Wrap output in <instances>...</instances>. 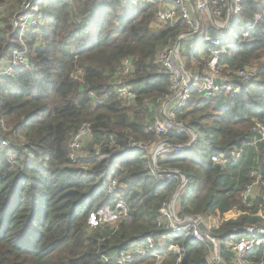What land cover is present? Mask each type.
Wrapping results in <instances>:
<instances>
[{
    "label": "trees",
    "instance_id": "trees-1",
    "mask_svg": "<svg viewBox=\"0 0 264 264\" xmlns=\"http://www.w3.org/2000/svg\"><path fill=\"white\" fill-rule=\"evenodd\" d=\"M23 1L0 0V7L19 8ZM153 1L45 0L42 4L44 28L24 37L33 68L21 67L12 78L0 79V115L11 130L8 136L18 131L27 141L26 148L0 146V264H116L113 259L131 246L163 233L157 223L162 203L185 183L181 214L206 220L212 232L223 236L221 250L228 240L244 235H233L232 230L247 226L264 230V201L259 199L248 209L240 198L256 162L264 176V143L257 150L247 147L255 121L264 124V5L260 0H242L243 13L235 20L237 41L225 40L227 53L220 62L234 71L255 65L257 79L226 103L224 98L193 91L191 104L177 122L195 132L197 141L179 155L158 158L160 170L181 173L160 185L162 171L153 170L148 150L133 149L127 157L121 153L132 143L156 141L147 128L154 122L157 100L171 89L170 76L157 64V54L188 29L184 22L175 28L157 27V13L168 0ZM257 14L261 21L244 39L243 30ZM12 16L3 19L0 59L21 48ZM220 34L205 21L196 50L204 49L208 55L209 45L203 39ZM181 57L187 70L198 59L196 53ZM208 57L198 59L201 76ZM127 60L132 71L122 82L136 94L129 105L115 90ZM91 93L103 103L95 105ZM87 122L93 124V136L75 162L71 138ZM167 139L182 146L191 141V134L174 130ZM241 149L246 155L235 159L233 154ZM214 155L226 164L213 163ZM112 180L117 182L115 194L109 193ZM117 202L129 215L117 230L88 228L94 217L106 208L114 209ZM255 213L261 216L256 219ZM173 244L184 249L182 262L179 254L170 253L162 264H195L215 250L214 244L187 238ZM155 262L149 257L133 264Z\"/></svg>",
    "mask_w": 264,
    "mask_h": 264
},
{
    "label": "built area",
    "instance_id": "built-area-1",
    "mask_svg": "<svg viewBox=\"0 0 264 264\" xmlns=\"http://www.w3.org/2000/svg\"><path fill=\"white\" fill-rule=\"evenodd\" d=\"M45 0H24L21 6L17 9L18 12L12 16L10 23L14 30L20 34L21 48L14 50L9 56L0 59V79L12 78L15 71L21 67L30 69L33 64L27 57V47L24 43V37L35 30L43 29L45 26V15L42 12V4ZM135 2L136 0H123L126 4L128 2ZM162 1V0H157ZM264 5V0H260ZM152 3L155 1L151 0ZM195 2V1H194ZM212 8L213 17L216 21L224 19L228 15L229 6L225 4V0H209ZM197 10L201 14H206L208 19L209 10L206 0L196 4ZM4 6L0 7V30L3 28V19L5 18ZM232 19L230 22L225 19V22H219L221 26H226V33L224 36L216 37L206 35L203 39L204 43L209 45L208 61L206 63V70L204 76L202 74H189L183 64L181 57V47L177 46V42L161 48L157 54V64L161 65L170 76L171 90L170 94L163 99H158L156 104L159 107H165V114L168 121L155 122L147 128V133L154 134L156 141L148 145L132 143V145L123 150L121 153L124 157L133 149H145L151 154V159L154 165H157V160L160 156L167 153L162 147L159 148L155 156L152 152L160 143L167 140V136L174 130L188 131L178 123L174 122L177 114L181 113L187 108L193 100V91L198 90L200 94L212 99L224 98L225 103L229 102L241 93L243 88L257 79L259 69L256 66H246L243 69L231 70L220 66L221 58L226 55L227 48L224 47V42L227 37H231L235 33V20L243 13L242 0H232ZM261 21L259 14L254 16L252 23H249L242 32L244 39L249 38L256 30V25ZM182 22L187 25V32L182 34L179 38L184 39L189 37L197 30V23L194 19L192 8L189 0H168L167 3L162 4L159 9L155 25L157 27L171 28L178 27ZM183 39V40H184ZM124 71L118 77V85L116 86V95L123 101L124 104H132L136 100V94L132 88L124 85L122 77L132 71L131 61L124 62ZM73 78V76H72ZM77 78V76H75ZM90 98L95 105H101L104 101L96 94L91 93ZM149 104V103H148ZM157 108V109H158ZM159 114V113H158ZM172 120V121H170ZM92 123H84L81 128L73 134L70 142L71 158L77 161L83 155L84 147L92 139ZM8 127L6 119L0 115V146L4 148H26L27 141L18 131H12ZM189 132V131H188ZM191 141L195 138L191 132ZM253 139L249 142L248 148L258 149L260 143H264V124L258 120L252 128ZM114 141V136H111ZM190 141V142H191ZM189 142V143H190ZM185 144V145H189ZM162 150V151H161ZM184 145L169 148V154L179 155L184 152ZM244 149L236 151L233 156L235 159H241L244 155ZM11 161L13 158H10ZM212 162L215 164L224 165L226 161L223 157L214 155ZM173 173L162 171L158 176L160 185L169 183L174 178ZM250 183L246 185L241 193L242 205L248 209L254 208L255 204L262 199L264 201V176L259 169L254 168L249 174ZM186 188V183L179 186L173 195L162 203L160 217L157 220L158 228L163 230V233H157L141 240L138 245L131 246L120 257L114 258L116 264H133L136 260H145L153 257L155 264H162L170 253L179 254V263L182 262L184 249L178 245L173 244L174 241L180 238H187L189 240H197L202 244L210 243L209 240L203 236L197 228L198 218L202 219L209 229V223L201 216H184L181 214L180 199L183 191ZM117 190V182L111 181L109 193L115 194ZM237 207H233L236 210ZM129 219V215L121 202H117L114 209L106 208L98 216L94 217L89 223V229L94 231L105 226H112L118 229L122 223ZM214 226L213 223H211ZM254 226H247L242 229L232 230L231 234L242 236L234 237L228 240L224 245V250L215 247V250L210 252L208 259L210 264H264V230L261 234L258 233ZM259 229V228H258ZM216 245V244H215ZM219 249V250H218ZM224 251V252H223ZM258 252L259 254H257Z\"/></svg>",
    "mask_w": 264,
    "mask_h": 264
},
{
    "label": "water",
    "instance_id": "water-1",
    "mask_svg": "<svg viewBox=\"0 0 264 264\" xmlns=\"http://www.w3.org/2000/svg\"><path fill=\"white\" fill-rule=\"evenodd\" d=\"M189 1H190V5H191V8H192L193 15H194V17L196 19V22H197V30L194 31L193 34L194 33L199 34L202 31V28H203L202 21H201V13L198 12L197 7H196V3L194 2V0H189ZM206 2H207V5H208L210 20L212 22H215V18L213 17V12H212V8L210 6L209 0H206ZM228 6H229L228 22H230L231 19H232V11H231L232 0H228ZM183 39H184V37H181V38L178 39L177 46H179V47L181 46V43H182ZM165 118H166V116H165ZM166 120H167V118H166ZM182 126L184 127V129H186L189 132H191L192 135L195 137L189 143V145H184V150H187V149L192 148L195 145V143L197 141V136H196L195 132H193L189 127L184 126V125H182ZM177 146L178 145L176 143H174L173 141L167 139L164 142L160 143L159 146L156 149L153 150L152 156H155V154L158 151H160L159 150L160 147H162V149H165L166 150L165 153H169V148H173V147H177ZM151 164H152V167H153V170L154 171H157V172L158 171H162V170H160L157 167V165H154L152 159H151ZM166 172H171V173H173L175 175H181V173L176 172V171H172V170H166ZM197 228H198L199 232L203 236H205L209 240V242L211 244H214L215 245L217 241H220V240L223 239V236H219V235L215 234L214 232H212V230L209 229V227L207 226V224L202 219H200V218H198V220H197ZM253 228L254 229H257L258 230V233L261 234V231H262L261 229H258L255 226ZM195 264H210V263H209L208 257H206V258H203V259L197 261Z\"/></svg>",
    "mask_w": 264,
    "mask_h": 264
},
{
    "label": "crops",
    "instance_id": "crops-1",
    "mask_svg": "<svg viewBox=\"0 0 264 264\" xmlns=\"http://www.w3.org/2000/svg\"><path fill=\"white\" fill-rule=\"evenodd\" d=\"M195 1V3L197 4V3H199V2H204L205 0H194ZM225 4L227 5V7H228V0H225ZM194 16V15H193ZM194 19H195V17H194ZM225 19H227V21H228V15H226V17L224 18V19H221V20H218L219 22H225ZM195 21H196V19H195ZM201 21H202V26H203V24L205 23V21H209L211 24H212V26L213 27H215V28H217V29H219V32L221 33L220 35H222V36H224L225 34H227L226 33V26L225 25H223V26H221L220 25V23H218V21H216L215 20V22H212L210 19H208V17H207V15L206 14H201ZM197 23V22H196ZM203 29V28H202ZM202 32V31H201ZM200 32V33H201ZM200 33L199 34H196V33H194V34H189V37L188 38H186V39H184L183 41H182V43H181V52H182V54L184 53V54H189V53H191L190 51H189V49L187 48V46L188 45H192L190 42H195L196 40H199V35H200ZM197 49V47L195 48V50L191 53L192 55L194 54V53H196L197 54V58L199 59V60H201V61H204V60H206L207 59V57H208V55H207V53H206V51L204 50V49H201V50H196ZM198 59L197 60H195L196 62H198ZM183 61V60H182ZM183 64H184V66H185V68H186V65H185V63L183 62ZM186 71L189 73V74H194V73H198V72H200V70L198 69V68H196V67H194L191 71H189V70H187V68H186ZM166 107V105L165 106H163V110H162V114L161 113H159L158 114V117L162 120V121H165L166 120V118H165V115H163V111H164V108ZM218 243V241L216 242V245H215V247H217V248H219V245L217 244ZM219 250V249H218ZM214 251V250H213Z\"/></svg>",
    "mask_w": 264,
    "mask_h": 264
},
{
    "label": "rangeland",
    "instance_id": "rangeland-1",
    "mask_svg": "<svg viewBox=\"0 0 264 264\" xmlns=\"http://www.w3.org/2000/svg\"><path fill=\"white\" fill-rule=\"evenodd\" d=\"M8 5L9 4H6L4 7L7 9V12H5V17H7L10 13H12L13 14V16L18 12V10H17V8H18V6L16 5V4H13L11 7H8ZM8 7V8H7ZM5 9V10H6ZM238 23L239 22H237V25H238ZM238 29H239V27H238ZM238 29H237V26H236V28H235V32H237L238 31ZM237 41V34H234V35H232L231 37H227V43L228 44H231V43H234V42H236ZM196 45H197V40L195 41V42H193V44L192 45H188L187 46V48L189 49V51L192 53L194 50H195V48H196ZM227 48V47H226ZM131 61V60H130ZM197 65H198V63L194 60V63H193V66L194 67H197ZM252 66H255V65H252ZM257 67V66H256ZM222 68H223V71L225 70V69H228L227 67H225V66H222ZM189 70V69H188ZM189 71H191V70H189ZM171 90V89H170ZM162 110H163V107H159L158 109H156V111H155V113H154V116H153V118H154V122H155V119L156 118H158V120L159 121H161V119L158 117V113H161L162 114ZM166 114H167V111H166ZM166 114H165V108H164V111H163V115H165L166 116ZM179 114L180 113H178L177 114V116H179ZM168 115V114H167ZM166 118H167V120H165V122L166 121H168L169 119H168V117L166 116ZM170 121H172V120H170ZM177 121V118H176V120L174 121V122H176ZM153 122V123H154ZM152 123V124H153ZM151 124V125H152ZM260 144H262V143H260ZM260 144H259V146H260ZM246 154L244 153V155H243V157L245 156ZM224 165H225V163H224ZM256 167L259 169V163L258 162H256ZM260 170V169H259ZM261 173H262V171H260ZM255 215V218L256 219H258L257 217H260L261 215L259 214V213H255L254 214ZM262 219V218H261ZM223 241L222 240H220V241H218V245H219V247L221 248V247H223ZM257 254H259L258 252H256ZM171 256V255H170Z\"/></svg>",
    "mask_w": 264,
    "mask_h": 264
}]
</instances>
